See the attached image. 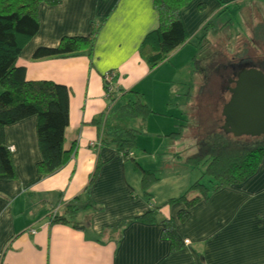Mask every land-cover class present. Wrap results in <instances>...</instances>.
Listing matches in <instances>:
<instances>
[{
  "label": "crops",
  "instance_id": "crops-1",
  "mask_svg": "<svg viewBox=\"0 0 264 264\" xmlns=\"http://www.w3.org/2000/svg\"><path fill=\"white\" fill-rule=\"evenodd\" d=\"M243 2L193 0L180 11L185 44L189 42L195 50L192 57L200 51L202 26L219 20L220 4ZM38 20V32L24 46L16 65L25 69L27 81H50L68 89L63 149L69 151L73 144L74 148L67 164L42 178L36 172L41 160L36 119L30 117L4 128V142L11 150L18 179L0 180V264H264V158L256 173L242 184L223 187L188 210L187 220L177 229L187 246L168 255V242L162 239L163 226L158 222L174 217L180 206L162 207L155 224L136 220L150 212L151 206L166 203L161 201L163 196H158V203L151 201L159 181L148 189V203L139 188V170L116 156L110 146L101 147L96 122L104 123L110 113L138 98L154 112L153 116L170 110L171 118L176 113L185 117L180 137L191 126L187 118L194 98L192 89L185 93V85L165 79L169 75L172 78L179 67L185 44L153 70H148L137 53L145 35L157 27L152 0H61L52 7L40 4ZM96 26L99 30L90 51L64 58L31 59L35 49L55 47L63 37L89 35ZM185 55L187 59V52ZM192 57L185 63L190 69L188 77L192 75ZM109 71L115 72L112 105L104 96L102 82V74ZM158 81L160 86L156 85ZM164 82L169 83L166 93L162 90ZM179 120L171 131H167V125L162 127L164 131L158 137L164 143L178 138L169 135L176 132ZM168 148L177 157L175 147H164ZM164 149L152 156L134 152L133 158L140 168L156 174L153 160L159 159L158 167H166L168 179H180L177 167L192 170L185 160L177 161L179 157L169 159L172 166L163 163L159 157ZM97 154L102 165L89 189L90 201L97 208L79 212L69 225L52 223L61 206L87 186ZM186 173L188 170L184 176ZM189 180L187 177L182 191L175 195L184 194L191 185ZM175 195L171 199L177 198ZM76 220L85 221L86 227L74 224ZM127 221L120 239L114 240L109 230Z\"/></svg>",
  "mask_w": 264,
  "mask_h": 264
},
{
  "label": "trees",
  "instance_id": "trees-1",
  "mask_svg": "<svg viewBox=\"0 0 264 264\" xmlns=\"http://www.w3.org/2000/svg\"><path fill=\"white\" fill-rule=\"evenodd\" d=\"M191 1L193 0H152L157 15V27L145 35L137 50L148 70H153L166 62L172 52L187 42L180 11ZM60 3L61 0H0V180L18 179L11 150L4 142V128L30 117L36 119V138L41 157L36 164V172L40 177L51 176L70 161L74 144L69 151L63 149V135L68 125V89L50 81H27L25 69L16 65L24 46L38 32V6L44 4L52 7ZM199 6L203 9L202 5ZM209 24L210 22H206L201 28L202 35H205ZM98 30L99 26H96L89 35L63 37L55 47H39L32 53L31 59L64 58L90 51ZM197 61H199L197 55L192 57V63L196 66L193 70L203 72L204 67L198 68ZM112 97L111 89L107 98L111 105L115 100ZM151 113L138 98L110 113L104 123L101 120L96 122L101 135V147L110 146L116 156H120L124 162H131L134 168L139 170V188L148 203L150 202L148 189L159 179L155 171L140 168L133 158L136 132L129 128L128 124L135 118L143 123ZM181 128L182 126L179 131L176 130L169 136H180ZM251 139L253 141L250 143L233 139L231 135H225L217 128L216 132L208 135L199 144L196 154L185 159L186 165L192 170L205 165L199 179L180 197L168 199L159 207L151 206L150 212L135 218L155 224V216L162 207L176 204L180 206L174 217L163 218L158 222L163 226L161 237L168 242V255H173L187 246L177 229L187 220L189 209L209 199L210 195L223 187L242 184L256 173L264 158V136ZM95 158L96 165L89 175L87 186L81 194L61 206V211L55 214L52 223L69 225L79 212L97 208L89 197V189L102 165L99 154ZM203 177L210 179L209 186L200 182ZM190 194L192 196L188 197ZM128 223L129 221L121 222L109 230L114 240L120 239V230Z\"/></svg>",
  "mask_w": 264,
  "mask_h": 264
},
{
  "label": "rangeland",
  "instance_id": "rangeland-1",
  "mask_svg": "<svg viewBox=\"0 0 264 264\" xmlns=\"http://www.w3.org/2000/svg\"><path fill=\"white\" fill-rule=\"evenodd\" d=\"M220 5L221 12L217 16L219 20L215 21V23L210 22L205 31V35L200 33L202 37L200 38L198 46V51L199 49L200 51L199 54H197L199 60L197 61V66L198 68L199 66L200 68L204 67L203 72L201 70L195 72L193 67L196 66L192 63L190 66V74L192 75L188 77L189 75L187 72H189L190 69L185 66V63H187V61L189 62L192 55L195 53V50L193 51V48L190 47L191 44L188 42L185 44L184 51L182 50L179 67L175 69L172 78L170 75L165 78L168 82L174 80L175 83L180 82L185 85V93L188 92V88L192 89L191 92L194 98L192 99L189 116L187 118L192 121L191 126H187V132L183 133L181 137L178 136L173 142L166 140L164 143V141L158 137V135L164 131L162 127L167 125V129H169L167 131H171L177 118H179L180 120L177 123V127H175V131H179L180 126L185 125L182 121L185 120V117L181 115L178 116V113H176L173 114V118H171L170 116L172 114L170 110H168L164 113L155 114V116H153L154 112L151 111V115L140 125L138 118L132 119L128 127L136 132L133 151L137 156L142 153H147L148 156H152L154 152L164 149L165 146L175 147V153L177 157H179L177 161L184 162L185 159L196 154L199 144L208 135L216 132V126L220 118L221 103L218 101L215 94H213L214 90H217L219 84V76H217V74H219V69H217L216 66L229 62V59L233 57L237 51H241L243 47L250 55H256L257 53L264 54V0H244L243 3H225ZM195 48H197V45ZM185 52H187L188 55L187 59ZM178 59L179 57H176L177 62ZM105 73H110V75L113 74L115 76V72L113 71L104 72L102 74V80ZM114 80L115 79H113L112 85ZM168 82H164L165 84L162 85L163 93L167 91L166 84L169 85ZM156 85L160 86L159 81L156 82ZM202 85L204 86L203 90L201 89ZM141 101L144 103L143 100ZM192 106H194V110H192ZM197 107H199V109ZM162 109L166 110L167 108L163 106ZM193 120L195 121L193 122ZM240 140L246 143L253 141V139L250 138H241ZM129 156H131V153H129ZM171 157H173V155L169 153V148L160 152L159 158L163 163L171 165L169 162ZM177 157L173 158L175 159ZM177 161L174 160V163H179ZM159 162V159L153 160L154 170L157 171V177H159V182L157 186L154 187L153 191L154 198L151 200L155 203L159 201L158 196H163L161 201L165 202L174 197L176 191L180 193L183 189V182L185 183L187 181V177L190 179L188 185L189 183L192 185L194 183L193 181H196L205 169V165L197 166V170L190 171L187 166V169L177 167L180 179H168L169 172L163 165L158 167ZM126 163L131 164V162ZM187 170L188 173L184 176V171ZM208 180V177H203L200 181L202 184L206 185L209 184ZM179 195L180 194H177L175 196L179 197ZM56 203L57 201L54 202L53 205ZM34 213L35 212L32 211V214ZM85 223V221L80 220L74 221L76 225L85 226Z\"/></svg>",
  "mask_w": 264,
  "mask_h": 264
},
{
  "label": "water",
  "instance_id": "water-1",
  "mask_svg": "<svg viewBox=\"0 0 264 264\" xmlns=\"http://www.w3.org/2000/svg\"><path fill=\"white\" fill-rule=\"evenodd\" d=\"M233 88L222 109L225 135L257 138L264 136V72L253 64L238 63Z\"/></svg>",
  "mask_w": 264,
  "mask_h": 264
},
{
  "label": "flooded vegetation",
  "instance_id": "flooded-vegetation-1",
  "mask_svg": "<svg viewBox=\"0 0 264 264\" xmlns=\"http://www.w3.org/2000/svg\"><path fill=\"white\" fill-rule=\"evenodd\" d=\"M238 63L253 64L264 72V54L250 55L243 47L241 51H237L233 57L229 59V62L216 66L219 69V84L217 90H214L213 94L218 98L221 104H225L229 99L228 89L232 88V80L235 79L234 75L240 73V69L235 68Z\"/></svg>",
  "mask_w": 264,
  "mask_h": 264
},
{
  "label": "built area",
  "instance_id": "built-area-1",
  "mask_svg": "<svg viewBox=\"0 0 264 264\" xmlns=\"http://www.w3.org/2000/svg\"><path fill=\"white\" fill-rule=\"evenodd\" d=\"M114 75H110V73H105L104 76H103V83L106 87V96H109L110 94V91L112 89V82H113V79H114ZM111 86V87H110Z\"/></svg>",
  "mask_w": 264,
  "mask_h": 264
},
{
  "label": "bare ground",
  "instance_id": "bare-ground-1",
  "mask_svg": "<svg viewBox=\"0 0 264 264\" xmlns=\"http://www.w3.org/2000/svg\"><path fill=\"white\" fill-rule=\"evenodd\" d=\"M203 27V26H202ZM103 82V81H102ZM103 87H104V96H105V98L107 99L108 98V96H106V87H105V85H104V83H103ZM234 87V86H233ZM232 87V88H233ZM223 106H224V104H221V111H220V118H219V121H218V125L216 126L217 128H219L220 130H221V127H222V125H223V116H222V109H223ZM222 132V131H221ZM232 136V135H231ZM232 138L233 139H238V140H240L241 138H250L251 139V137H245V136H243V137H238V138H235V137H233L232 136Z\"/></svg>",
  "mask_w": 264,
  "mask_h": 264
}]
</instances>
